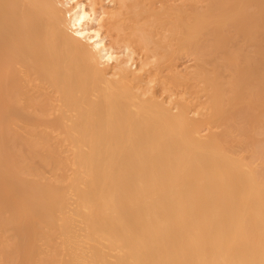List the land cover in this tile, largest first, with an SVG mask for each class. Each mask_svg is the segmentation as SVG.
Masks as SVG:
<instances>
[{
	"label": "bare ground",
	"instance_id": "1",
	"mask_svg": "<svg viewBox=\"0 0 264 264\" xmlns=\"http://www.w3.org/2000/svg\"><path fill=\"white\" fill-rule=\"evenodd\" d=\"M160 1L0 0V264H264V0Z\"/></svg>",
	"mask_w": 264,
	"mask_h": 264
},
{
	"label": "rangeland",
	"instance_id": "2",
	"mask_svg": "<svg viewBox=\"0 0 264 264\" xmlns=\"http://www.w3.org/2000/svg\"><path fill=\"white\" fill-rule=\"evenodd\" d=\"M133 1V0H132ZM171 1H175V0H167L166 2H171ZM135 2L137 3V5H138V9L140 10L141 8H143V7H145V5L147 4V3H151L152 4V6L153 7H155V9H158V7L160 6V3H161V1L160 0H135ZM141 2V3H140ZM108 5H110V3H108ZM122 11H125V10H122ZM125 16V19H124V21H123V24H122V26H127V27H129V24L127 23L130 19H134V18H137V20H138V22L139 23H141V22H144L146 19H147V17H146V15H144L142 12H140L139 14H138V16H134V15H130V14H128V16H126V15H124ZM122 19V18H121ZM144 20V21H143ZM138 52V53H137ZM137 54V55H136ZM138 54H139V56H140V53H139V50L136 48V50H135V52H134V60L137 62V60L139 59L138 58ZM174 63H175V65L177 66V68H179V69H181L182 71H184V70H186V69H191L192 67H193V64H194V57H193V55L192 54H187V53H185L184 51L183 52H180L179 54H178V56L177 57H175V59H174V61H173ZM165 70H168V68H169V65L168 64H166L165 66ZM185 67H187V68H185ZM204 99V95H201V97H200V100H203ZM233 107H231V109L229 110V113H228V116L227 117H229L230 116V118H229V121L231 120V121H233L234 120V118L236 117H234V114H235V108H233ZM237 120V119H236ZM254 126H251V132H252V128H253ZM250 132V133H251ZM237 139L236 140H238V139H248V138H250V136H248V135H244V134H242V135H237V137H236ZM254 141H252L251 140V143H250V147L251 146H253L254 144H257V143H260V141L261 140H263L262 138H263V135H260V134H254L252 137H251ZM262 158H264V155L262 156ZM264 164V163H263Z\"/></svg>",
	"mask_w": 264,
	"mask_h": 264
}]
</instances>
